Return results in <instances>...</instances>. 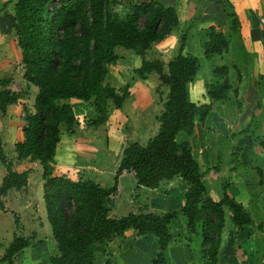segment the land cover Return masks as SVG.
Wrapping results in <instances>:
<instances>
[{"label":"trees","instance_id":"1","mask_svg":"<svg viewBox=\"0 0 264 264\" xmlns=\"http://www.w3.org/2000/svg\"><path fill=\"white\" fill-rule=\"evenodd\" d=\"M119 0H16L12 5V36L19 54L21 80L35 89L32 111H25L22 139L14 145L17 163L38 164L41 170L42 201L55 254L48 264H95L97 253L106 245L133 230L137 236L156 238V252L150 264H166L165 250L173 237L170 224L175 212L160 215L127 214L110 216L115 183L103 188L89 179L71 180L53 174V158L60 141V127L71 130L76 125L69 99L91 105L94 128L107 119L108 106L120 109L129 93L126 87L116 89L104 81L107 66L116 63V49L130 51L140 59L133 72L140 79L155 74L167 89L160 112L154 117L157 131L145 144L131 142L121 152L115 173H132L137 187L156 189L161 183L179 178L184 184V201L180 213L186 227L194 232L202 227L207 249L205 264H215L219 251L225 214L236 231L251 226L246 210L225 193L218 201L206 194L203 172L194 159L188 137L194 123H203L210 105L228 98V67L212 68L214 79L206 86L209 104L198 105L189 99L188 86L199 70V60L183 53L188 36L180 37L177 53L166 65L147 60V52L179 28L176 11L158 0L132 3L124 14L113 10ZM230 31L238 22L229 15ZM228 36L209 28L202 44L205 60L225 55ZM11 80H0V118L17 105L22 97L9 89ZM183 134L185 140L178 135ZM264 152V140L258 141ZM247 149V148H246ZM0 211L5 212L2 198L10 191H21L27 185L30 171H16L4 152L0 132ZM258 172H260L258 170ZM259 228L264 227V219ZM31 240L13 234L2 246L0 264H14L18 253Z\"/></svg>","mask_w":264,"mask_h":264},{"label":"rangeland","instance_id":"2","mask_svg":"<svg viewBox=\"0 0 264 264\" xmlns=\"http://www.w3.org/2000/svg\"><path fill=\"white\" fill-rule=\"evenodd\" d=\"M145 1L149 0H119L113 10L124 14L132 3ZM158 1L167 4V6H181V8L185 3V0ZM227 10L229 9L227 8ZM180 14L183 16L181 10ZM183 18L185 17L183 16ZM184 23L180 25L178 31L172 32L161 43L153 46L145 58L157 60L166 65L177 53L180 37L183 34L188 36L186 41L190 37L196 39L195 43L191 41V44L183 46L185 47L183 51L191 52L193 56H197L196 53L200 54L202 44L207 40L209 28L192 24L189 29L186 22ZM230 24L231 22L224 19L222 22L220 21V26H216L214 29L216 32L221 30L227 33ZM194 30L200 31V34L190 35L189 31ZM0 53V62L6 63L4 52L0 51ZM9 53V51L6 52L8 62L11 61L12 65L7 68L8 74L0 71V79L9 78L11 80L9 89L21 93L22 97L15 105L17 109L14 114L9 116L6 112L0 118V132L4 152L13 163V169L16 171L27 170L30 171V174L27 180L29 189L25 187L24 190L11 192L13 193L11 196L7 197L6 195L2 198L5 212L0 211V228H5L9 222L13 226V234L16 233L32 240L33 245L22 250L20 254L18 253L14 264H22V262L48 264V258L56 252H54L55 244L51 238L42 201L41 170L35 163L27 161L17 163L13 148L22 135L24 112L32 111L35 89L28 85L27 89L24 88V82L20 80L21 69L19 66L17 69L14 57H10ZM115 53L118 55V59L116 63L107 66L104 81L116 89L126 87L129 97L120 109H115L109 104L106 121L96 128L90 125L94 116L91 105L89 102L84 103L78 100L83 104L74 109L76 125L71 130H67L64 126L60 127V143L58 149L56 148L57 158L52 165L53 174L56 176L65 175L76 180L89 179L95 183L103 184V188L113 186L115 183L116 187L114 173L117 171L122 150L131 142L144 144L157 131L158 125L154 117L161 110L167 89L160 85L155 74H149L145 79H140L135 75L133 70L139 67L140 59L133 53L121 49H116ZM231 57H234L237 63L231 61ZM231 57L228 60L224 55L212 56L205 60L202 56L194 82L188 87L192 101L197 104H206L209 102L205 93L206 86L214 81L211 75L212 68L226 66L229 69L228 98L212 103L208 120L203 124L196 125L194 134L191 135L192 137H188L193 157L196 162H199L203 172L206 194L211 199H217L223 193L226 194L227 187H223L224 184L233 181L241 182L244 187L253 189L256 193L255 186L261 179V168L264 169V163L259 158L264 153L260 151L257 143L259 140H264V130L262 129L264 128V65H261L264 57L262 55L259 58L254 54L247 56L242 50H234ZM257 60L260 62L259 65ZM257 74L263 76L259 77ZM250 76L257 80L256 90H254L255 83L251 81ZM255 94L258 95L261 107L253 110ZM12 122L16 124L14 135L9 132V124ZM178 137L180 140L186 139L183 134H179ZM64 151H67L66 155H64ZM216 154L219 156H215ZM0 170L3 172L1 167ZM212 174L218 175L219 179L211 181ZM132 179L134 180L132 176H127L121 180L120 193L117 194L115 191L112 196L111 207L114 208L113 211L111 209L110 216L120 217L128 213L160 215L175 212L176 217L170 224V230L176 243L181 246L177 245L173 255L180 259V263L184 261L187 264H205V259L208 257H204L203 254L208 246L203 244L202 227L198 225L194 232H190L186 227L185 217L180 213V207L184 201L183 182L179 178H175L167 184L161 183L164 186L159 189V193L145 190L140 194L138 189L132 185ZM261 185L258 186V189L262 190L264 189V180ZM259 195L261 193H258L257 197ZM251 207L252 205L249 209L246 207L245 210L252 220L251 226L253 227L250 228L254 229L256 234L248 239L239 238L238 236H242L241 233L238 236L234 235L235 228L226 222L223 234L221 233L222 237L215 264H264V227H258L264 219V205L249 211ZM225 218L227 221L229 220L228 213L225 214ZM127 235L125 244L119 237L111 240L106 245L103 254H96L95 264H150L154 252H156V238L152 236L147 238L153 247L138 249L136 247L147 246V241L136 242L135 239L139 236L133 230H129ZM229 238L231 239L226 242ZM225 244L227 245L226 253L223 251ZM173 255L166 250V264L174 262L171 260Z\"/></svg>","mask_w":264,"mask_h":264},{"label":"crops","instance_id":"3","mask_svg":"<svg viewBox=\"0 0 264 264\" xmlns=\"http://www.w3.org/2000/svg\"><path fill=\"white\" fill-rule=\"evenodd\" d=\"M13 1H15V0H0V51L4 52L3 55L7 59V60L5 59L6 63H1L0 62V71L2 73L4 72L6 74H8L7 68L9 67V65H12L11 61H10V63L8 62L9 59L7 57V54H6L7 51L10 52L9 53L10 57L11 56L14 57V64H15V66H17V69H18V66H19V54H18V51H17V48H16L15 40H14V38L12 36V26H13L12 4L14 3ZM163 5L167 6V4H163ZM226 5H227V7H226ZM168 7H171V8H173L176 11V14H177V17H178V21H179V27H180V25H182V23L186 22V24H187L189 29L192 26V24H194V25L195 24H197V25L199 24L198 26H200V27L204 26V28L206 26H207V28H215L216 26H220V21L222 22L224 19L228 20L230 22L229 15L230 14L234 15V18L238 22L237 31L235 33H232L230 31V28H229V31L227 33L223 32L221 30L218 31V32L223 33V34H227V36H228L229 50L224 56H227V59L230 60V57L232 56L234 50H242L247 56L254 54V55H258L259 58H261L262 55L264 57V0H185V3L182 5V8H181V6H179L180 7L179 8V7H176V6H173V5L168 6ZM227 8L229 10H227ZM180 10L183 13V16L185 18H183L182 14H180ZM189 33H190V35H196L197 33L200 34V31L194 30V31H189ZM195 40L196 39H192L190 37V39L186 42L185 47L187 45L191 44V41H193L195 43L196 42ZM183 53L193 56L191 54V52H186L185 50L183 51ZM230 53H231V56H230ZM196 54H197V56H194V57H196L199 60V63H200L201 60H202V51H201L200 54H198V53H196ZM0 55H1V53H0ZM231 61H234L235 63H237V61L234 59V57H231ZM259 64H260V62L258 63V65ZM261 65H264V60L261 63ZM19 68H20V66H19ZM257 75L259 77L263 76L261 74H257ZM240 78H242V77L240 76ZM250 78H251V81H253L255 83L254 84V90H256V87L258 86L257 85L258 84L257 80L255 79V77H251L250 76ZM246 80H248V79H246ZM23 86H24V88L27 89V85L25 83H23ZM188 94H189V99L192 101L191 96H190V92H189V88H188ZM192 102H194V101H192ZM66 103H68L70 105V107H71V109L73 111L74 117H75V110H74L75 107L83 104L82 102H80L78 100H73V99L67 100ZM209 103L210 102H208L206 104H209ZM206 104H203V105H206ZM198 105H202V104H198ZM254 105L255 106H254L253 110L256 109V108L261 107L260 106V101L258 99V95L257 94H255ZM16 109H17V106H14V107L8 109L7 110V113H8L7 115L11 116L12 114L15 113ZM210 112H211V105H210ZM210 112L207 115V117L205 118V120L203 121V123H205V121L208 120V118L210 116ZM263 120H264V117H263ZM203 123H201V124H203ZM194 124L195 125H194V129H193L192 135L195 132L196 125H198L200 123L195 122ZM9 125H10L9 132H12L13 135H14L15 132H16L15 131V125L16 124L12 122ZM262 129L264 130V128H262ZM21 139H22V135H20V137H19V139L17 141H20ZM59 143H60V141H59ZM59 143L56 146L57 149L59 147L58 146ZM188 143L190 145L189 139H188ZM257 143H258V141H257ZM139 144H141V143H139ZM190 148H191V145H190ZM57 149L55 150V155H54V158H53V162H55V158H57ZM191 152H192V148H191ZM261 152L264 153L263 151H261ZM66 154H67V151H64V155H66ZM215 156H219V155L216 154ZM214 158L216 159L217 157H214ZM259 158L262 159L261 161L264 163V155L259 156ZM56 161H58V160H56ZM197 163L199 164L198 161H197ZM202 165H204V164H202ZM261 170H262V172L261 173L259 172L261 179L259 180V183L256 184L257 186H255V188L257 189L256 193L254 192L253 189H247L246 187H244L241 184V182L233 181L232 183H230V182L229 183H225L224 186L222 185L223 187H227V190H226L227 196L229 198L233 199L236 203L240 204L244 209H246V207L249 209L250 205H252V207L250 208L249 211H251L253 209H256L257 206L258 207H260V206L263 207V205H264L263 204L264 203V194H263L264 193V189H262L263 191L261 190V188L258 189V186H262L261 184H263V180H264V169L261 168ZM0 172H1V170H0ZM127 176L128 177L129 176L133 177L132 173L129 172V171H123V172H120L117 175V178H116V192H117V194H119L120 191H121V180L123 178L127 177ZM1 177H2V172L0 173V181H1ZM63 177L69 178L71 180H76V179H72L70 176L63 175ZM210 178H211V181H214V179L218 180L219 176L215 175V174H212V176ZM238 179H240V178L238 177ZM169 182H171V181H167V182H165V184H167ZM97 183L101 187H104L103 184H101L99 182H97ZM210 184H211V182H210ZM132 185H134V187H136L138 189L137 191L140 194L144 193L145 190H149V192H155L156 191V193H159V191H160L159 189H161V187L164 186L163 184H160V186L158 188L153 189V190L146 189V188H143V187H137L136 183H135V180H133V179H132ZM110 187H107V188H110ZM27 188L29 189V182L28 181H27L26 189ZM259 190H261V192H259ZM11 192H18V191H10V192H8L7 193V197H9V196H11L13 194ZM258 193H261V195H259L257 197ZM221 197L222 196H219L217 199H212V200L213 201H218ZM41 202L42 201L40 199V203ZM113 208H111L112 211H113ZM263 209H264V207H263ZM128 214H130V213H128ZM125 215H122V216H125ZM226 222H229L230 225L232 226V223L230 222V219L227 221L226 218H225L224 226H225ZM250 227H253V226L243 227L239 231H236L234 229L235 230V234L234 235L237 234V236H238L241 233L242 236H238L239 238H242V237H245L247 239L248 238H252L253 235H255L256 233H255L254 229H251ZM13 231H14L13 230V226L9 222H8V225H6L5 228H0V245L5 246V245H7L10 242V240L12 238V235H13ZM128 231L129 230L125 231L123 236L119 237V238H121L123 240L122 242L124 244L127 242L126 238L128 237V235H127ZM170 233H171V230H170ZM130 234H132V233H130ZM171 235L173 237L172 233H171ZM256 236H258V235H256ZM148 237H151V236H139V237H137V239H135L136 242H140L141 241L143 243V242L147 241V246H140V247H136V248H138V249H140V248L141 249H147L149 247H153V245L148 241V239H147ZM231 238L227 239L226 242H228ZM133 239H134V237H133ZM174 239H175V237H173L172 242L169 243L168 246L166 247V250L169 253H171L172 255H173V251L176 250V247L181 246V245L177 244ZM156 243H157V241H156ZM3 244H5V245H3ZM32 245H33V243L31 244V246ZM2 246H0V257L3 254ZM29 247L25 248V250L28 249ZM156 247H157V244H156ZM226 249H227V245L225 246L223 251H225ZM155 250H156V248H155ZM166 250H165V253H166ZM225 253H226V251H225ZM222 256H224V253H222ZM171 260H173L175 262V263L172 262V264L180 263V259H177V257L175 255H173L171 257ZM17 261H18V258H17L16 262ZM22 264H26V263L22 262ZM180 264H187V263H184V261H182Z\"/></svg>","mask_w":264,"mask_h":264}]
</instances>
